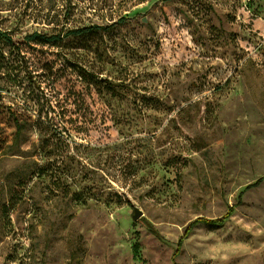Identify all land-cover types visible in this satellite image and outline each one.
Returning a JSON list of instances; mask_svg holds the SVG:
<instances>
[{"label":"rangeland","instance_id":"obj_1","mask_svg":"<svg viewBox=\"0 0 264 264\" xmlns=\"http://www.w3.org/2000/svg\"><path fill=\"white\" fill-rule=\"evenodd\" d=\"M249 19L264 0H0V264H264V181L175 255L264 176Z\"/></svg>","mask_w":264,"mask_h":264},{"label":"built area","instance_id":"obj_2","mask_svg":"<svg viewBox=\"0 0 264 264\" xmlns=\"http://www.w3.org/2000/svg\"><path fill=\"white\" fill-rule=\"evenodd\" d=\"M240 19L239 17L236 21ZM250 22H252L251 19L247 23L242 21L244 30H240L234 38L236 53L233 56L237 59L239 66L247 63L262 66L264 64V27L258 28L256 21L252 24Z\"/></svg>","mask_w":264,"mask_h":264},{"label":"trees","instance_id":"obj_3","mask_svg":"<svg viewBox=\"0 0 264 264\" xmlns=\"http://www.w3.org/2000/svg\"><path fill=\"white\" fill-rule=\"evenodd\" d=\"M106 28H101L99 26H93V27H89V28H81V29H77L75 31L69 32V34H73V35H81V34H85V33H89L91 31H96V30H105ZM264 181V176L260 177L259 179H257L255 182L245 186L243 189H241L236 197V203L229 207L226 214L217 220H204V219H197L194 222H192L189 227L187 228V231L184 235L183 238H181L178 241V245H177V253L175 255L178 254V251L180 250V247L182 245L183 240L188 236V234L190 233V231L197 225L203 224L206 225L208 227H212V228H220L223 226L224 222L230 217L232 216V214L234 213V210L236 207H238L241 204L242 201V197L243 195L248 192L249 190L258 187L262 182Z\"/></svg>","mask_w":264,"mask_h":264},{"label":"water","instance_id":"obj_4","mask_svg":"<svg viewBox=\"0 0 264 264\" xmlns=\"http://www.w3.org/2000/svg\"><path fill=\"white\" fill-rule=\"evenodd\" d=\"M142 216V212L138 209H134V214L132 216L133 220H137L138 218H140Z\"/></svg>","mask_w":264,"mask_h":264}]
</instances>
